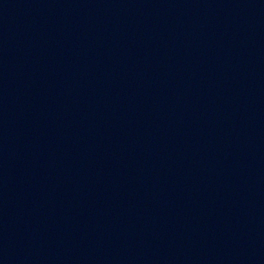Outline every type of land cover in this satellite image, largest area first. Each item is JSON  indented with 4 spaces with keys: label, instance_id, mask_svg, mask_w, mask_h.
<instances>
[{
    "label": "water",
    "instance_id": "water-1",
    "mask_svg": "<svg viewBox=\"0 0 264 264\" xmlns=\"http://www.w3.org/2000/svg\"><path fill=\"white\" fill-rule=\"evenodd\" d=\"M143 120L264 258V0H62Z\"/></svg>",
    "mask_w": 264,
    "mask_h": 264
}]
</instances>
